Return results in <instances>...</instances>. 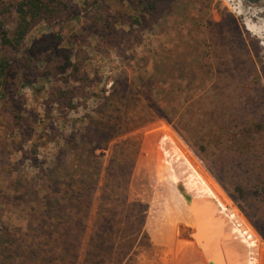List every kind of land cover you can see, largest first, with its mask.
<instances>
[{
  "label": "rangeland",
  "instance_id": "rangeland-1",
  "mask_svg": "<svg viewBox=\"0 0 264 264\" xmlns=\"http://www.w3.org/2000/svg\"><path fill=\"white\" fill-rule=\"evenodd\" d=\"M55 2L58 20L28 34L0 97V229L26 225L11 167L29 177L48 169L100 99H163L166 117L119 139L139 143L130 200L148 207L134 263L209 264L181 234L199 212L212 222L216 237L205 242L215 257L264 264V15L228 0ZM50 99H73L74 109ZM157 216H170L168 234Z\"/></svg>",
  "mask_w": 264,
  "mask_h": 264
},
{
  "label": "trees",
  "instance_id": "trees-1",
  "mask_svg": "<svg viewBox=\"0 0 264 264\" xmlns=\"http://www.w3.org/2000/svg\"><path fill=\"white\" fill-rule=\"evenodd\" d=\"M106 1L94 0L99 5ZM55 4V0H17L11 4L14 11L0 8V47L6 53L0 54V97L9 70L20 64L18 51L28 34L40 22L57 19L59 6ZM35 53L29 51V57ZM62 62L69 65L66 58ZM30 66L25 63L24 69ZM111 98L96 103L95 115L83 119L80 130L83 133L70 136L67 150H60L41 174L29 177L19 167H11L9 176L14 178L13 174H17L11 179L15 199L28 211L25 227L0 229V264H135L133 255L142 237L148 207L130 200L139 143L130 138L119 139L166 117L160 105L164 101ZM50 100L61 110L74 109L73 99ZM131 111L136 116L130 115ZM70 123L75 127L78 124ZM55 138L56 135L47 140L53 142ZM156 138L157 134L146 140L145 146L154 151L149 164L156 161L159 146L153 147ZM113 142L117 144L111 145ZM109 150L110 158L105 164V152ZM197 216L199 222L194 230L209 243L216 237L212 222L202 221L199 212ZM169 221L170 216L168 219L157 216L155 223L166 226L159 231L168 234ZM215 252L218 254V247Z\"/></svg>",
  "mask_w": 264,
  "mask_h": 264
},
{
  "label": "water",
  "instance_id": "water-1",
  "mask_svg": "<svg viewBox=\"0 0 264 264\" xmlns=\"http://www.w3.org/2000/svg\"><path fill=\"white\" fill-rule=\"evenodd\" d=\"M228 1H232L235 4H237V8L239 9L240 4H242V6H247L249 8H253L256 10H259V14L258 16L264 15V0H228ZM250 14V13H249ZM181 227H185L183 229H181V234H182V238L189 241L188 243H193L194 245L197 246V248H199L200 250H202L209 262V264H226L225 258L222 255H217V257L214 256V253H212L211 248L206 244L205 240L203 237H200L199 234H196V231L193 233V230L191 227L187 226V224L185 222H182ZM185 233H182L184 232Z\"/></svg>",
  "mask_w": 264,
  "mask_h": 264
},
{
  "label": "bare ground",
  "instance_id": "bare-ground-1",
  "mask_svg": "<svg viewBox=\"0 0 264 264\" xmlns=\"http://www.w3.org/2000/svg\"><path fill=\"white\" fill-rule=\"evenodd\" d=\"M248 28H249V30H250V31H252V32H253V28H251V26H250V25H248ZM255 28H256V27H255ZM254 34H255V35H257L255 32H254Z\"/></svg>",
  "mask_w": 264,
  "mask_h": 264
},
{
  "label": "flooded vegetation",
  "instance_id": "flooded-vegetation-1",
  "mask_svg": "<svg viewBox=\"0 0 264 264\" xmlns=\"http://www.w3.org/2000/svg\"><path fill=\"white\" fill-rule=\"evenodd\" d=\"M261 4H264V3H261Z\"/></svg>",
  "mask_w": 264,
  "mask_h": 264
}]
</instances>
